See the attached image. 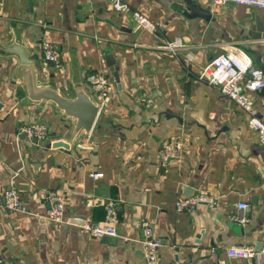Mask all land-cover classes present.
<instances>
[{"label":"crops","instance_id":"1","mask_svg":"<svg viewBox=\"0 0 264 264\" xmlns=\"http://www.w3.org/2000/svg\"><path fill=\"white\" fill-rule=\"evenodd\" d=\"M122 1L156 29L140 27L109 0H3L0 264H147L142 220L162 243L154 264H264V258H231L226 252L232 245H264V145L247 113L198 78L201 67L232 44L264 65V9L212 0ZM193 6L211 16L194 15ZM44 40L57 47L59 65L45 60ZM175 40L180 47H162ZM16 44L36 56L39 83L66 93L75 82L87 83L94 71L110 81L107 62L113 60L121 88L109 82L92 130L74 151L52 146L68 141L74 120L27 98L17 75L19 58L9 53ZM255 97L264 118V92ZM36 122L49 129L39 144L19 133ZM173 137L180 139L181 152L161 166L159 148ZM94 172L102 176L94 178ZM10 186L26 212L3 206ZM55 192L64 200L60 222L47 217ZM201 192L217 203L176 210L178 199ZM108 202L116 208L117 235L85 234L82 224L102 223ZM239 203L249 206L242 210Z\"/></svg>","mask_w":264,"mask_h":264},{"label":"built area","instance_id":"2","mask_svg":"<svg viewBox=\"0 0 264 264\" xmlns=\"http://www.w3.org/2000/svg\"><path fill=\"white\" fill-rule=\"evenodd\" d=\"M50 1V0H47ZM113 9L118 12H130L137 24L152 32L156 29L155 24L141 11L132 9L122 0H109ZM216 4H245L257 6L264 9V0H212ZM3 0H0V10ZM181 46L179 40L166 42L163 48L173 50ZM44 58L48 62L59 65L60 54L50 41L44 40L41 43ZM198 78L208 84L216 87L221 93L240 106L248 116V125L259 137V141L264 145V118L256 104V95L264 89V70L256 65L252 56L243 48L232 44L218 52L210 62L203 65L199 71ZM87 82L93 88L100 106L106 102L109 92V78L101 71H94L86 77ZM134 92L135 88H131ZM144 103L150 106L152 99L150 96H144ZM48 126L44 122H36L28 125H22L19 133L32 140L35 144L44 141L48 136ZM80 144H78L79 146ZM181 152V142L179 138L173 137L165 140L159 148L160 165L166 166L168 162L177 158ZM94 178L102 176V173H91ZM4 204L7 210L26 212L27 206L21 201L18 192L13 187H8L3 192ZM50 208L47 210V217L53 221L62 220L64 210V200L60 193L55 192L49 195ZM201 203L216 204V200L203 192L178 199L176 210H191L194 206ZM247 203H239V208L244 210L248 208ZM237 220L246 223V216H240ZM117 213L114 202H108L106 205V214L102 223H84L82 231L90 236H116L117 231L115 222ZM141 228L143 238L141 244L143 255L147 264H154L157 259V251L162 243L156 238L154 229L148 220H142ZM227 255L231 258H243L260 262L264 258V245L258 248L255 244L232 245L226 249ZM84 264H94L86 261Z\"/></svg>","mask_w":264,"mask_h":264},{"label":"water","instance_id":"3","mask_svg":"<svg viewBox=\"0 0 264 264\" xmlns=\"http://www.w3.org/2000/svg\"><path fill=\"white\" fill-rule=\"evenodd\" d=\"M194 15H202L209 18L211 13L192 7ZM9 53H14L19 58L17 75L20 77L26 90V96L34 102L42 104H51L56 110L62 112L65 117L74 120L67 140H57L52 143L53 147H62L68 151H74V145L80 144L81 136L88 135L92 130L98 114L101 110L100 102L93 96L94 90L87 83L75 82L69 93L60 92L54 86L41 84L38 82L36 56L29 55L19 44L9 49ZM8 52V50H7ZM111 77L110 81L115 82L121 88L118 71L114 67V62L109 58L107 62ZM264 70V65H262ZM264 89L262 90V93ZM261 242L257 244L261 247Z\"/></svg>","mask_w":264,"mask_h":264}]
</instances>
